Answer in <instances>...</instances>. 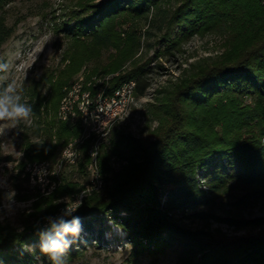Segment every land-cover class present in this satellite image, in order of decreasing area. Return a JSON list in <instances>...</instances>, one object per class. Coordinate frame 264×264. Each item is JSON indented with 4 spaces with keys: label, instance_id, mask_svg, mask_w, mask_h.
I'll use <instances>...</instances> for the list:
<instances>
[{
    "label": "trees",
    "instance_id": "trees-1",
    "mask_svg": "<svg viewBox=\"0 0 264 264\" xmlns=\"http://www.w3.org/2000/svg\"><path fill=\"white\" fill-rule=\"evenodd\" d=\"M11 1L0 0V46L13 31L5 16ZM164 1L176 4L164 8ZM74 8L69 11L71 19L62 20L58 27L71 38L72 49L66 52L69 63L52 83V98L43 96L40 87L50 83L54 70L24 88L23 97L37 118L32 131L44 136L34 141L23 132L21 149L29 160L56 158L61 143L78 135L76 127L57 117V103L81 65L98 58L101 48L114 40L119 16L149 18L160 32L158 42L164 44L165 52L178 50L184 37L202 31L223 36L225 50L197 66L167 98L159 100L162 118L153 139L124 134L112 125L97 154L103 187L88 191L79 203L75 215L83 231L66 255L79 254L92 240L100 243L103 225L110 220L125 231L134 257L177 245L182 264H264V233L215 239L209 230L183 221L214 217L210 206L232 182L245 190L237 204L250 198L264 200V0H76ZM131 38L128 49L136 44L135 33ZM117 64L111 61L101 68L111 73ZM127 79L136 82L134 96L145 95L149 82L141 65L113 75L103 91ZM87 138L85 144H92V136ZM112 155L124 160L118 170L110 162ZM84 170L80 163L77 172L83 175ZM81 188L79 180L61 178L51 195L34 203L33 220H26L22 231L1 225L0 264L46 260L39 251V232L47 228L43 217L58 210L60 204H52L54 198L72 197ZM224 221L236 223L232 218ZM257 224L258 219H245L238 225ZM35 241L39 244L31 246L33 251L24 250L25 244Z\"/></svg>",
    "mask_w": 264,
    "mask_h": 264
},
{
    "label": "rangeland",
    "instance_id": "rangeland-1",
    "mask_svg": "<svg viewBox=\"0 0 264 264\" xmlns=\"http://www.w3.org/2000/svg\"><path fill=\"white\" fill-rule=\"evenodd\" d=\"M75 1L12 0L7 4L5 7L6 22L13 27V31L10 37L0 46V62L9 65L6 73H0V77H3L0 79V83L4 82L6 86L9 83L13 84L23 97L24 88L27 85H32L34 81L43 78L46 73L54 70L50 83L45 82L40 87L43 96L49 97V99L52 98L54 93L53 84L58 73L69 63L66 52L68 49H72L69 48L72 44L71 38L60 32L58 27L62 20L71 19L69 11L75 9ZM164 2L161 6L169 9H172L176 4L174 1ZM148 20L149 18L147 20L137 19L130 14L119 16L114 40L105 48H101L98 58L85 61L81 65L69 84L63 87V93L74 81H80L92 93L96 90L106 89L110 86L113 75L136 66H143L149 87L146 89L144 96H134V101L128 112L114 122L113 126L123 131L124 134L136 138L153 139L159 127V120L162 118L161 108H157L161 106L159 100L167 98L173 92L174 86L186 78L191 71L199 65L211 62L225 48L223 46V36L202 31L184 37L180 41L178 50L171 51V53L165 52L164 44L158 42L160 32ZM134 33L136 44L134 43L132 49H128L132 41L131 36L133 37ZM111 61L119 62L116 71L103 72L101 67L110 64ZM94 85L100 87L93 89ZM23 99L26 100V96ZM245 102L249 103V99L246 98ZM58 103L60 104V101ZM58 103L56 115L59 107ZM153 110L158 113H153ZM35 119L37 118L31 115L27 122L22 121L16 126L8 121H0V226L10 225L20 230L26 220H33L31 213L35 210L34 203L42 197L51 195L60 183L61 178L79 180L82 188L72 197L67 195L58 197L59 192H56L54 196L57 197L53 199L52 204L60 205L54 215L49 214L47 217H55L65 208L66 204L69 207L73 205L84 192L91 189L90 192L98 191L103 187V178H100V187L93 188V185H89V182H91V178H89V165L91 162L89 148L92 144L91 142L85 144L88 138L83 139V142H80L81 144L77 142L78 154L75 159L77 161L74 164H64L60 180L52 178V181L56 180L54 189L51 187L52 184L48 185L49 189L47 185L36 187L34 181L39 182V179L38 177L34 180L30 179L26 171L27 164L46 160L50 162L51 166H54L61 159L62 156L60 155H62L66 144L77 140L78 137H80L78 139L82 138L84 128L78 121H64L70 127H76L78 135L61 143L56 158L29 160L26 159L21 149L23 132H28L34 141H37L38 138H44L43 135L37 137L32 131ZM110 132L103 141V145L108 140ZM101 149L99 148V152ZM121 159L116 155H112L110 158L111 164L117 170L121 163H124V160L121 162ZM80 163L84 164L85 167L83 175L77 172ZM71 170L74 171L70 174ZM71 176L74 178H71ZM233 185L234 182L231 183L228 190L218 195L210 206L209 211L214 214V217L207 220L184 218V223L192 228L207 229L215 239L222 240L246 234L264 233V200L250 198L244 203L237 204V200L244 194L245 190ZM13 192L15 193L14 197ZM6 198L14 199L13 212L4 211ZM45 204V202L41 203V206L45 207ZM204 208L206 207H200V209ZM47 217H43V219L47 221ZM224 218H232L236 223L229 224L224 221ZM245 219H258V224L238 225L241 224V220ZM103 229V241L100 240V243H96L97 240H92L91 244L81 249L79 254L66 255L67 264H182L177 245L154 253L144 252L134 257L130 253L131 243L127 240L126 233L120 226L107 220L103 225ZM33 244H39V241L25 244L23 246L24 250H28L26 246L31 247ZM48 263L47 257L46 260L39 258L35 262V264Z\"/></svg>",
    "mask_w": 264,
    "mask_h": 264
},
{
    "label": "bare ground",
    "instance_id": "bare-ground-1",
    "mask_svg": "<svg viewBox=\"0 0 264 264\" xmlns=\"http://www.w3.org/2000/svg\"><path fill=\"white\" fill-rule=\"evenodd\" d=\"M129 85L128 91L126 94H124V98L121 102V104L115 108L113 111H110L107 116H105V119L102 121V123H95L90 127V125H85V118H82V115H84L85 111L88 109H95V106H100V98L105 97V92L103 90H98L95 92H91L89 89L85 88L84 85L80 81H74L69 87L65 89V93L60 98V104L57 111V116L59 119L63 121H70V119H76L84 128V134L81 139H77L73 142H69L66 144L62 151L61 159H59V162L55 164L54 166H51L49 161L43 160L40 162H32L28 163L26 166V171L28 172L30 179L34 180L37 179L36 177V171L40 168H46L50 169V175L51 179L56 178V180H60V175L62 168L65 163L68 164V153L73 150V155L76 156L78 154V144L77 142H82L83 139L92 136V145L89 148V154H90V177L91 173H93L94 170V176H95V182L91 180V185H93V188L100 187L101 181L100 178L101 174L98 170V164H97V154L99 151L100 141L101 139H105L108 135L110 128L114 124V122L118 121L120 118H122L130 108V105L134 101V89L136 82L134 79H127L125 81H122L118 86H127ZM69 91L70 92H77L75 97H71L69 100V105L67 108L63 109L62 104L65 101L66 97H69ZM71 122V121H70ZM81 144V143H80ZM26 172V173H27ZM27 177V176H26ZM28 178V177H27ZM56 180H53V184L51 187L54 189V186L56 185ZM50 187V188H51ZM49 189V188H48ZM92 190V189H91ZM87 194V192H84L81 194L83 195ZM80 196V197H81ZM80 201L78 198L74 202ZM73 206V205H71ZM70 206V207H71Z\"/></svg>",
    "mask_w": 264,
    "mask_h": 264
},
{
    "label": "clouds",
    "instance_id": "clouds-1",
    "mask_svg": "<svg viewBox=\"0 0 264 264\" xmlns=\"http://www.w3.org/2000/svg\"><path fill=\"white\" fill-rule=\"evenodd\" d=\"M8 69L9 65L7 63L0 62V73H6ZM2 78L0 77V79ZM32 112L31 104L23 99L13 84L9 83L6 87L0 88V121H8L16 126L22 121L27 122ZM38 145H42V143ZM35 174L39 182H43L44 176L47 175L46 170L43 168L38 169ZM14 195L13 192V197ZM78 199L82 202L83 197L81 196ZM13 204L14 199L6 198L4 211L13 212ZM79 207V203L71 207L66 204L62 210V215L56 218L47 217L46 230L39 232L40 254L46 256L51 264H67L66 253L77 242L83 231L80 218L75 215ZM69 217L70 219H68ZM26 247L29 251L34 250L32 247Z\"/></svg>",
    "mask_w": 264,
    "mask_h": 264
},
{
    "label": "built area",
    "instance_id": "built-area-1",
    "mask_svg": "<svg viewBox=\"0 0 264 264\" xmlns=\"http://www.w3.org/2000/svg\"><path fill=\"white\" fill-rule=\"evenodd\" d=\"M128 88L129 85H117L111 91H105V97L100 98V106H95V109L87 108V111H85L84 115H82V118H85V125H90V127H92V125L95 123H102V121L105 119V116H107L110 111H113L121 104L124 98V94L127 93ZM76 94L77 92L69 91V97H66L65 101L62 104L63 109L67 108L70 98L75 97ZM76 119L77 118L70 119V121H76ZM105 139H101V143ZM76 161L77 160H75V155H73V150H71V152L68 153V164H74ZM43 169L46 170L47 175L44 176L43 182H35V186L38 187L39 185H47L48 188V185L53 184L50 175V169H47V167ZM91 180L95 182L94 170L93 173H91Z\"/></svg>",
    "mask_w": 264,
    "mask_h": 264
},
{
    "label": "water",
    "instance_id": "water-1",
    "mask_svg": "<svg viewBox=\"0 0 264 264\" xmlns=\"http://www.w3.org/2000/svg\"><path fill=\"white\" fill-rule=\"evenodd\" d=\"M80 202H81V201H78V202H76V203H80ZM76 203H75V204H76ZM73 205H74V204H73ZM60 214H62V210H61Z\"/></svg>",
    "mask_w": 264,
    "mask_h": 264
}]
</instances>
